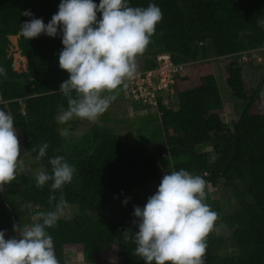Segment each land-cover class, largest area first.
Instances as JSON below:
<instances>
[{"label":"trees","instance_id":"trees-1","mask_svg":"<svg viewBox=\"0 0 264 264\" xmlns=\"http://www.w3.org/2000/svg\"><path fill=\"white\" fill-rule=\"evenodd\" d=\"M128 2L133 7L155 4L163 13L147 50L137 58L142 59L141 70L155 68L161 55L187 68L186 74L174 77L176 108L158 99L155 116H145L157 125L150 135L138 134L134 143L123 142L107 128L93 127L74 146L77 140L60 135L56 118L58 105L67 108L59 92L68 79L59 67L62 36L41 34L27 40L20 32V25L30 19L22 12L30 10L47 24L60 0H0V67L7 71L6 77L0 76V110L14 118L22 149L33 161L28 174L17 172V179L0 192V230L12 231L18 222L31 224L37 212L51 209L52 181L37 187L34 174L41 166L51 173L49 159L63 156L76 171L54 194L57 199L63 194L77 212L47 229L60 264H67L65 250L82 254L86 264H111L110 254L118 264H145L135 254V243L125 241L122 233L131 229L134 235L138 230L133 206L143 208L156 192L162 179L158 159L163 155L169 173L184 169L212 187L221 183L235 202L236 208L226 214L220 202L207 195L206 203L219 219L207 237L205 264H264V113L255 110L259 92L246 89L239 61L243 53L264 49V26L258 23L264 19V0ZM15 36L17 50L26 59L24 72L13 69L8 53L9 37ZM216 59L227 61L224 81L238 117L230 127L223 120L212 67ZM45 142L47 153L37 161ZM152 144L158 155L148 153ZM198 147L210 150L200 152ZM151 186L152 193L138 195ZM218 228L228 234H219Z\"/></svg>","mask_w":264,"mask_h":264},{"label":"clouds","instance_id":"clouds-1","mask_svg":"<svg viewBox=\"0 0 264 264\" xmlns=\"http://www.w3.org/2000/svg\"><path fill=\"white\" fill-rule=\"evenodd\" d=\"M22 15L30 17L20 25L27 40L41 34L62 36L59 67L68 73V79L59 86L67 100V108L58 105L59 124L74 118L94 123L108 110L117 99V90L127 87L126 81L136 76L137 57L147 50L163 18L157 5L133 7L128 0H99V4L60 0L58 11L47 24L33 17L30 10ZM258 23L264 26V19ZM0 76H7L4 67H0ZM60 135L68 137L69 131L61 129ZM48 147L46 142L40 145L37 161ZM20 156L14 118L0 110V192L17 179ZM48 164L51 173L41 166L34 175L37 187L52 181L48 197L52 207L37 212L31 224L14 223V236L6 239V230H0V264H60L47 229L54 228L65 215L69 205L63 194L57 199L54 193L72 181L76 169L63 156L51 157ZM207 186L202 176L184 169L167 172L143 208L133 206V224L138 230L134 235H130L131 229L122 234L125 241L135 243V254L145 264H205L207 237L219 219L206 203Z\"/></svg>","mask_w":264,"mask_h":264},{"label":"rangeland","instance_id":"rangeland-1","mask_svg":"<svg viewBox=\"0 0 264 264\" xmlns=\"http://www.w3.org/2000/svg\"><path fill=\"white\" fill-rule=\"evenodd\" d=\"M17 39L18 36H15L13 38L9 37L10 46L8 53L13 58V69L17 72H24L26 70V59L23 60L19 54V51L17 50ZM239 61L244 67L242 75L246 89H256L259 92V99L257 101L255 110L260 113H264V49L243 53L239 56ZM226 62V60H213L212 67L214 70V75L216 78L220 96L224 105L223 120L227 124V126L230 127L232 123L238 119V117L233 112L232 98L229 91L227 90L224 81L223 65ZM137 64L138 71H140L143 66L142 59L137 58ZM187 72L188 70L187 68H185L182 71V74L184 75ZM125 91L126 88H119L117 90V99L110 105L108 110L97 119L96 122L92 123L85 119L74 118L67 124H59L60 130L67 129L69 131L68 138L74 141L77 140L74 143V146L77 145L78 139L93 127L107 128L110 131L119 135L121 140L125 143H134L138 134L150 135L153 132L154 127L157 125V123H151L149 118L145 116H155L156 110H151L148 108H137L136 105L133 104V102L130 103L129 99L126 98ZM105 94L107 95L108 93ZM162 98H164V103L165 105H167V107L172 109L176 108V101L174 95L170 97L167 96V94H163ZM58 115L59 113L57 114V116ZM18 139L20 141L21 146L23 137L19 133V131ZM198 150L200 152H203L209 151L210 148L198 147ZM147 151L149 154L158 155L156 146L153 144L147 146ZM32 163L33 161L23 151L21 146V156L19 159L17 172L20 174H28L32 167ZM158 163L160 168L159 176L162 178L164 174L170 171V167L167 164L166 159L163 158V155L159 157ZM152 191V186L147 187L138 195H140L141 197H146L149 193H152ZM206 192L211 199L220 202V204L223 206L224 211H226V214L230 213V211H233L236 208L235 202L230 192L227 189L223 188L221 183L217 187H212L208 185L206 188ZM76 212L77 208L68 206V208L65 210V215L63 217L70 216ZM218 233L222 234L223 236H226L228 234V231L218 228ZM14 235L16 234L13 231H6L5 238L7 239ZM65 258L67 264H86L83 259V255L78 252L65 250ZM107 258L111 264H118L114 254L108 255Z\"/></svg>","mask_w":264,"mask_h":264},{"label":"built area","instance_id":"built-area-1","mask_svg":"<svg viewBox=\"0 0 264 264\" xmlns=\"http://www.w3.org/2000/svg\"><path fill=\"white\" fill-rule=\"evenodd\" d=\"M185 69L183 65H174L167 55L158 56L156 67L150 70L137 71L136 76L126 81V98L130 103L157 110L158 99L164 103L163 94L174 95V77ZM165 104V103H164Z\"/></svg>","mask_w":264,"mask_h":264},{"label":"bare ground","instance_id":"bare-ground-1","mask_svg":"<svg viewBox=\"0 0 264 264\" xmlns=\"http://www.w3.org/2000/svg\"><path fill=\"white\" fill-rule=\"evenodd\" d=\"M11 38H13V37H11ZM16 43V42H15ZM23 60H25V58L24 57H21Z\"/></svg>","mask_w":264,"mask_h":264},{"label":"crops","instance_id":"crops-1","mask_svg":"<svg viewBox=\"0 0 264 264\" xmlns=\"http://www.w3.org/2000/svg\"><path fill=\"white\" fill-rule=\"evenodd\" d=\"M16 47H17V44H16Z\"/></svg>","mask_w":264,"mask_h":264}]
</instances>
